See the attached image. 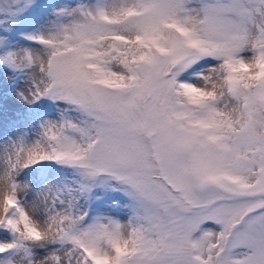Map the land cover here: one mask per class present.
Segmentation results:
<instances>
[{"label":"snow or ice","instance_id":"1","mask_svg":"<svg viewBox=\"0 0 264 264\" xmlns=\"http://www.w3.org/2000/svg\"><path fill=\"white\" fill-rule=\"evenodd\" d=\"M0 264H264V0H0Z\"/></svg>","mask_w":264,"mask_h":264}]
</instances>
